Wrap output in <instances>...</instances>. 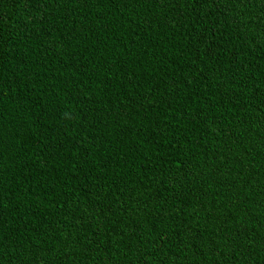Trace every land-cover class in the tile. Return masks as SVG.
<instances>
[{
    "label": "trees",
    "instance_id": "obj_1",
    "mask_svg": "<svg viewBox=\"0 0 264 264\" xmlns=\"http://www.w3.org/2000/svg\"><path fill=\"white\" fill-rule=\"evenodd\" d=\"M0 264H264V0H0Z\"/></svg>",
    "mask_w": 264,
    "mask_h": 264
}]
</instances>
